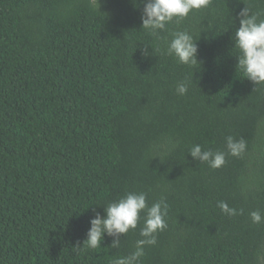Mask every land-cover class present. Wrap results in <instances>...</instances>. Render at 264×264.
<instances>
[{
  "label": "trees",
  "instance_id": "obj_1",
  "mask_svg": "<svg viewBox=\"0 0 264 264\" xmlns=\"http://www.w3.org/2000/svg\"><path fill=\"white\" fill-rule=\"evenodd\" d=\"M242 8L264 20V0H209L153 36L143 0H0V264H114L143 212L119 247L83 240L93 209L128 192L167 205L138 264H264V219L250 215L264 218V84L236 66ZM177 31L195 64L167 54ZM193 145L224 163L194 161Z\"/></svg>",
  "mask_w": 264,
  "mask_h": 264
},
{
  "label": "clouds",
  "instance_id": "obj_2",
  "mask_svg": "<svg viewBox=\"0 0 264 264\" xmlns=\"http://www.w3.org/2000/svg\"><path fill=\"white\" fill-rule=\"evenodd\" d=\"M209 0H143L141 15V27L151 35L158 36L161 30L174 19L186 18L192 10L207 6ZM239 55L236 57V66L244 74L248 81L256 84H264V20L257 21L255 15H250L247 8H242L238 13V26L231 37ZM141 50L144 58L151 57V51L145 47ZM167 54L173 56L177 62L183 65L195 64L198 54L197 42L186 31L173 33L171 41L167 45ZM189 87L188 81L179 82L176 93L184 95ZM243 141L236 142L229 136L226 137V149L232 155H238L244 150ZM194 161L207 163L212 168H219L225 160L222 151H202L200 145H193L189 153ZM218 207L227 215L237 214V210L230 208L227 203L219 202ZM144 213L143 227L135 244V250L126 257L117 258L114 264H138L144 255L146 245L156 243V233L166 227L164 217L167 214V205L163 200L147 204L146 194L143 192H128L117 201L103 207L102 213L93 209V217L90 219V227L86 232L83 244L87 248L95 249L101 244L102 239L111 237V246H120V236L128 233L130 229H136L140 220V213ZM253 223H261L262 215L258 211L251 214Z\"/></svg>",
  "mask_w": 264,
  "mask_h": 264
}]
</instances>
